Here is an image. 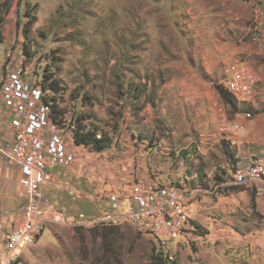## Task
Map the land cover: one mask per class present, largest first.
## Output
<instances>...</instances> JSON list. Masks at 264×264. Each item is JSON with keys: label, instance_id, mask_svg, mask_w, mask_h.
Masks as SVG:
<instances>
[{"label": "rangeland", "instance_id": "374dc122", "mask_svg": "<svg viewBox=\"0 0 264 264\" xmlns=\"http://www.w3.org/2000/svg\"><path fill=\"white\" fill-rule=\"evenodd\" d=\"M27 10L38 19L29 38ZM0 35V74L17 65L35 75L49 69L65 89V119L82 115L110 141L104 152L80 147L73 167L50 169L54 188L46 194L58 209L108 212L95 192L137 179L180 185L193 196L188 211L199 228L163 253L175 264H264V183L231 182L237 160L264 161V0H0ZM242 63L256 87L249 102L233 107L217 87L226 88ZM235 124L244 126L241 135ZM3 165L0 224L9 217L7 228L27 200L19 172ZM108 227L134 233L103 230L110 249L106 236L103 245L94 238L80 255L64 247L68 258L150 263L158 249L152 233Z\"/></svg>", "mask_w": 264, "mask_h": 264}, {"label": "built area", "instance_id": "2783aa9c", "mask_svg": "<svg viewBox=\"0 0 264 264\" xmlns=\"http://www.w3.org/2000/svg\"><path fill=\"white\" fill-rule=\"evenodd\" d=\"M14 67L0 74V157L21 171V188L27 201L22 218L0 242V252L2 248L7 252L0 264H17L49 222L87 230L129 224L152 233L161 250L170 243L191 239L197 231L188 211L193 196L180 185L159 186L137 179L125 188L96 191V202L105 201L108 212L90 215L58 209L44 191L51 181L49 168L73 167L86 147L75 143V120L65 119L64 124L54 121L51 107L43 100L42 74L35 75L23 65ZM230 73L226 88L237 102H249L257 77L247 63L235 66ZM232 129L236 135L244 131L240 124L232 125ZM220 131L231 130L222 127ZM80 147L83 150L79 152ZM231 182L236 186L264 183V161L237 164ZM169 258L174 260L172 255Z\"/></svg>", "mask_w": 264, "mask_h": 264}, {"label": "crops", "instance_id": "0c3cea01", "mask_svg": "<svg viewBox=\"0 0 264 264\" xmlns=\"http://www.w3.org/2000/svg\"><path fill=\"white\" fill-rule=\"evenodd\" d=\"M244 127V126H243ZM262 161V160H260ZM0 162L1 163H7L8 165L4 166L7 172L9 174V171H17L20 174V185L18 188L20 189V195L25 197L23 193V188H21V179H22V173L21 171L14 165H9L7 160H4L3 158L0 157ZM132 163V162H130ZM237 164L242 165V161L238 160ZM2 166V165H1ZM57 168V167H50L49 168V175L52 177L55 172H50V169ZM233 173V172H232ZM7 183H9L10 178L7 176ZM53 181V180H52ZM50 181L49 185L45 187L44 191L46 194V191H50L52 188H54L53 182ZM145 182L150 183V184H155L154 182H151L147 179H144ZM7 183L4 186L7 188ZM131 183L129 181L123 187L125 188L128 186V184ZM60 187H67L68 184H65L61 182ZM57 186V185H56ZM58 187V186H57ZM53 190V189H52ZM96 193V192H95ZM47 195V194H46ZM48 196V195H47ZM93 201L96 202L95 196L92 197ZM54 203V202H53ZM25 204H21L20 206V214L16 216V219L13 221V225L22 218L23 215V207ZM63 211V210H62ZM67 213L66 211H64ZM1 217V216H0ZM2 220L4 221L3 224H0V231L4 233H0V240L3 243L5 235L9 228H11L13 225L11 223L10 227L8 226L6 228V225L9 224V217H3ZM105 230L106 232H114V234H119L125 231L127 234H133L134 232L130 229H126V227L122 228H117V227H108L106 226L103 229L100 228H95L93 230H87L81 227H76V226H66V225H61V224H56L53 222H49L43 229H40L38 232V239L36 243L30 244L27 249L24 250V255L19 259L17 264H81V261H72V259L68 258V254H70V251H65L63 250L64 247L71 248V252L75 255H80L82 252V248H86L87 246L91 245L93 239L95 238L97 240V244L100 242V244H104V237L106 236L110 242L108 243V248L110 249V243H111V236L108 234L100 235L99 233ZM4 246H6L4 244ZM104 252V250H103ZM1 255H6L7 252L4 248H2V251L0 252ZM2 258V257H0ZM78 259V258H77Z\"/></svg>", "mask_w": 264, "mask_h": 264}, {"label": "trees", "instance_id": "16d2710c", "mask_svg": "<svg viewBox=\"0 0 264 264\" xmlns=\"http://www.w3.org/2000/svg\"><path fill=\"white\" fill-rule=\"evenodd\" d=\"M28 19L24 24V33L26 38H29L30 33L32 31L33 26L37 22V16L29 14V11H26L25 14ZM2 43V37L0 35V44ZM28 55L29 54H25ZM42 74L41 81V89L44 94V103L51 107L53 119L55 122L64 124L67 120H65L66 110L62 107V99L63 97V87H61L58 80L54 78L52 73ZM217 89L222 94L225 102L233 107H237V101L234 96L223 86H218ZM77 127L73 131L75 143L79 146L90 147L94 149L96 152H104L106 148L110 147V141L107 137L101 136L98 128L91 127L82 115H78L75 119ZM238 160L236 161V163ZM196 225V229H198ZM196 232V231H195ZM149 264H175L174 261H170L167 254L163 253L161 249L153 248V252L150 257Z\"/></svg>", "mask_w": 264, "mask_h": 264}]
</instances>
